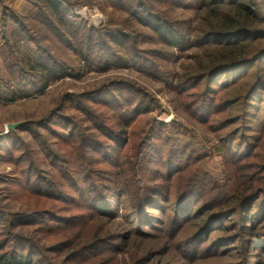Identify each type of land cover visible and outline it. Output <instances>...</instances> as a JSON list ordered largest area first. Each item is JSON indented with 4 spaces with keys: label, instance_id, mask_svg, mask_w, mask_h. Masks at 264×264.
<instances>
[{
    "label": "trees",
    "instance_id": "1",
    "mask_svg": "<svg viewBox=\"0 0 264 264\" xmlns=\"http://www.w3.org/2000/svg\"><path fill=\"white\" fill-rule=\"evenodd\" d=\"M110 1L165 48H200L175 88L192 98L186 108H194L197 120L216 131L233 190L225 192L228 184L212 179L205 153L181 139L189 134L179 131L183 124L153 119L147 130L129 133L135 117L156 101L141 87L111 83L69 96L79 115L62 111L19 127L38 139L52 171L29 157L16 130L0 137V156L22 164L11 181L49 202L12 213L0 208V264H264V0ZM31 2L22 14L0 0V41L9 47L8 58L16 56L10 68L17 82L10 91L0 78V99L31 96L52 80L79 76L44 39L71 49L88 67L134 65L168 79L136 46L144 33L89 27L73 11L76 3L67 0ZM163 6L200 10V20L170 19ZM19 48L25 50L18 56ZM163 50L153 52L159 56ZM42 126L71 149L60 152L58 143L40 133ZM160 142L159 163L167 175L189 172L175 197L146 180L148 171L151 177L163 174L147 161ZM206 190L211 200L197 204Z\"/></svg>",
    "mask_w": 264,
    "mask_h": 264
},
{
    "label": "rangeland",
    "instance_id": "2",
    "mask_svg": "<svg viewBox=\"0 0 264 264\" xmlns=\"http://www.w3.org/2000/svg\"><path fill=\"white\" fill-rule=\"evenodd\" d=\"M15 7L19 13L26 14L33 6L32 0H5ZM72 3H76L73 11L81 18L89 27L101 28V27H116L126 29L128 32L136 34L135 32L144 33L139 41H136V46L139 51L145 54L148 58L153 59L158 63V67L162 71L168 73V79L155 78L145 73L146 71L140 70L134 65H121L112 66L106 70H99L92 66H86L85 63L77 56L71 49L68 50L58 42L43 40L45 45H50L49 49L51 53L69 63L77 69L79 76H65L52 80L49 82L47 88L43 91L35 93L27 97H18L15 100H2L0 99V137L7 134L12 130H16L18 135L28 147L29 157L38 161L43 170L52 171L44 160V153L41 147L38 145V139H35L32 132L19 128L21 125L28 122H36L43 120L45 117L57 115V113L64 111L67 114H78L73 104L70 106L68 103L69 96L72 98L75 95H81L86 92L96 91L103 86L111 83H124L133 84L141 87L144 91H147L151 97H153L154 105L152 110L146 113L139 114L135 117V120L129 126V133L131 131H145L149 128L153 119L158 122L170 123L176 121L181 126V132H189V134L181 136L182 140L192 141L203 153L206 158L204 160L207 170L213 175L212 179H215L219 185L228 184L225 186V192H232L234 185L227 182L224 176L223 170V157L222 148L216 137V131L209 128V126L201 124L197 119L194 108L190 111L186 108V103L192 98H186L188 96H181L177 92L175 85L178 83L179 75L186 72V68L194 63L192 58L193 54L200 52V48L196 46H190L184 50H175L174 48L163 46L158 40H155L152 31L148 28L138 24L136 20L132 19L128 13L119 7H116L110 0H67ZM16 3V6H15ZM170 19L174 20H188L197 24L200 20V10L185 7H161ZM24 20V19H22ZM32 25V24H31ZM110 25V26H108ZM31 27V26H30ZM33 29L36 26L32 27ZM147 35L148 37H146ZM1 40V39H0ZM1 43V41H0ZM0 46V78L3 83L9 86L10 91H16V75L13 72V66L11 62H16V56H7L8 46L1 43ZM164 49L162 53L157 56L153 50ZM22 48L18 49V56L23 54ZM175 51V54L172 52ZM26 51H24V54ZM19 59V58H18ZM19 64L24 65L19 59ZM18 66V64H15ZM28 67V66H27ZM197 89L189 90L190 93ZM17 95H20L17 92ZM185 95V94H184ZM186 102H185V101ZM63 106V109L61 108ZM72 107V108H71ZM193 113L194 116L191 114ZM79 115V114H78ZM112 123L115 119H110ZM10 124H17L16 127L11 128ZM49 126L39 127L38 130L41 134L49 138L51 144L58 143L55 148H59L60 152L70 150L69 145H65L61 141L56 140L55 136L50 132ZM154 143V141H151ZM163 143H159L158 146H154L149 152L147 161L151 166L162 172V175H157L155 172L152 175L146 173V180L158 189L157 191H163L167 195L173 197L176 196L179 189L178 185L185 183L189 172H186L179 179L174 175H167V170L164 167H160L159 159L163 154L161 146ZM24 146L21 150H24ZM159 149H161L159 151ZM164 160V158H163ZM29 161V159H28ZM24 164V163H23ZM16 165L10 159L0 156V208L7 212L27 211L32 210L35 207H44L49 205V202L44 203L46 199L38 198L35 195L27 193L23 186L11 181L20 176V166ZM157 166V167H156ZM98 168H108L105 164H100ZM148 167V166H147ZM159 169V170H158ZM128 171V170H126ZM158 176V177H157ZM260 174H258V177ZM137 179L141 178V175L136 176ZM112 183V178L106 180ZM139 185V184H137ZM143 183H141L142 186ZM205 189H209V185L205 184ZM201 196V195H200ZM199 196L197 204H202L204 200H211L210 194L204 192L202 196ZM36 199H41L40 202H36ZM130 203L128 204L129 209ZM170 209L171 206L169 207ZM160 213V212H155ZM163 217V213L159 214ZM209 234V233H208ZM210 238H211V234ZM208 244V242L206 243ZM164 259H169V255H165Z\"/></svg>",
    "mask_w": 264,
    "mask_h": 264
},
{
    "label": "water",
    "instance_id": "3",
    "mask_svg": "<svg viewBox=\"0 0 264 264\" xmlns=\"http://www.w3.org/2000/svg\"><path fill=\"white\" fill-rule=\"evenodd\" d=\"M17 126V124H10V127L11 128H14V127H16Z\"/></svg>",
    "mask_w": 264,
    "mask_h": 264
},
{
    "label": "crops",
    "instance_id": "4",
    "mask_svg": "<svg viewBox=\"0 0 264 264\" xmlns=\"http://www.w3.org/2000/svg\"><path fill=\"white\" fill-rule=\"evenodd\" d=\"M15 6H16V3H15Z\"/></svg>",
    "mask_w": 264,
    "mask_h": 264
}]
</instances>
